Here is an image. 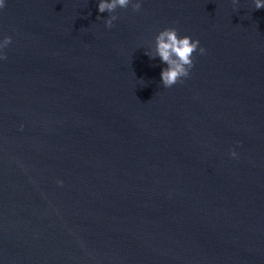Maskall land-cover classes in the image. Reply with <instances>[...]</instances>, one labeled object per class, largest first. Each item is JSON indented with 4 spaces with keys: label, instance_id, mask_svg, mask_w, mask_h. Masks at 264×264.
<instances>
[{
    "label": "water",
    "instance_id": "95a60500",
    "mask_svg": "<svg viewBox=\"0 0 264 264\" xmlns=\"http://www.w3.org/2000/svg\"><path fill=\"white\" fill-rule=\"evenodd\" d=\"M98 3L0 9V264H264V8ZM168 27L206 49L170 88Z\"/></svg>",
    "mask_w": 264,
    "mask_h": 264
},
{
    "label": "clouds",
    "instance_id": "9594fccd",
    "mask_svg": "<svg viewBox=\"0 0 264 264\" xmlns=\"http://www.w3.org/2000/svg\"><path fill=\"white\" fill-rule=\"evenodd\" d=\"M233 5H237L239 0H232ZM255 9L264 8V0H254ZM131 8L134 11H140L142 0H99L98 10L100 13L107 12L110 15L105 20L108 28L113 27V22L118 19L115 14L117 8ZM6 7V0H0V9ZM12 42L11 36H5L0 40V60H6L7 54L4 51ZM199 50L201 55L205 54L206 49L201 46L200 40L189 35L180 36L178 29L168 27L161 30L155 38V54L150 58L159 57L161 62L166 64L161 72V83L164 87L170 88L175 84L182 82V78L190 75V70L194 67V53ZM231 156L236 157V151L231 152ZM63 184L62 180L58 181Z\"/></svg>",
    "mask_w": 264,
    "mask_h": 264
}]
</instances>
